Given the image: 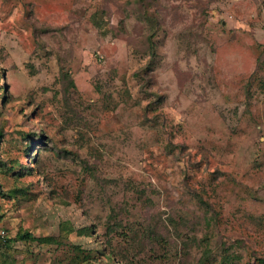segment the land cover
Segmentation results:
<instances>
[{
    "label": "rangeland",
    "instance_id": "374dc122",
    "mask_svg": "<svg viewBox=\"0 0 264 264\" xmlns=\"http://www.w3.org/2000/svg\"><path fill=\"white\" fill-rule=\"evenodd\" d=\"M0 132V264H264V0H0Z\"/></svg>",
    "mask_w": 264,
    "mask_h": 264
},
{
    "label": "trees",
    "instance_id": "16d2710c",
    "mask_svg": "<svg viewBox=\"0 0 264 264\" xmlns=\"http://www.w3.org/2000/svg\"><path fill=\"white\" fill-rule=\"evenodd\" d=\"M146 19H149V21H152V19H153V16L151 15V16H147L146 17ZM158 25H159V19H158V21H156V23L155 24H153V31L150 33V35H148V38H149V42L151 43V47L154 49V43L152 42V40H151V38H152V35L154 34V32H155V30L157 29V27H158ZM5 88L6 87H3V89H4V91H6L5 90ZM7 98V95L6 94H4V96H2V98ZM1 132H0V136H1ZM38 133H36V132H34V133H26L25 134V138L26 139H29V138H31V137H34V136H37V137H39V138H42L43 137V135H37ZM31 143V142H30ZM27 147L29 148V145H27ZM30 149H28V151H29ZM4 165V164H3ZM6 165V164H5ZM17 172H16V174H26V173H31V167H29V166H24V169H22L21 167H17ZM0 218H1V216H0ZM83 232H85L86 234H88V235H90V234H92V232H91V230L88 228V229H86L85 231H83ZM138 234V233H137ZM15 239H20V240H26V241H28V240H30V239H35V236H33L29 231H24V230H22V231H19V233H18V235H17V237L15 238ZM47 239H49V238H42L41 240L42 241H44V240H47ZM165 240V239H164ZM9 240L8 239H6L5 238V236L3 237V236H0V247H1V245H5V244H7V242H8ZM80 248V247H79Z\"/></svg>",
    "mask_w": 264,
    "mask_h": 264
}]
</instances>
